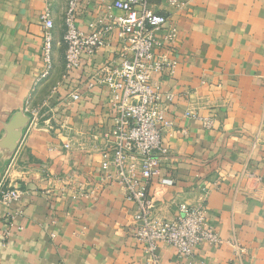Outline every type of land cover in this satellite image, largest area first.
Listing matches in <instances>:
<instances>
[{
    "label": "crops",
    "instance_id": "crops-1",
    "mask_svg": "<svg viewBox=\"0 0 264 264\" xmlns=\"http://www.w3.org/2000/svg\"><path fill=\"white\" fill-rule=\"evenodd\" d=\"M115 0H80L75 25L92 23ZM148 0L178 29L175 61L156 83L174 95L150 195L156 213L204 205L223 242L203 243L193 258L161 244V264H264V0ZM69 0H0V183L25 191L0 205V264H148L134 235L137 205L104 179L115 112L109 88L89 86L103 64L119 63L122 43L65 69ZM54 20L53 67L43 59L42 12ZM118 17L124 12L113 8ZM79 92L78 101L72 94ZM29 108L38 109L30 124ZM70 143V148L65 144ZM161 179H170L164 185ZM9 236H4V230Z\"/></svg>",
    "mask_w": 264,
    "mask_h": 264
},
{
    "label": "built area",
    "instance_id": "built-area-1",
    "mask_svg": "<svg viewBox=\"0 0 264 264\" xmlns=\"http://www.w3.org/2000/svg\"><path fill=\"white\" fill-rule=\"evenodd\" d=\"M80 0H69L66 13L65 69L78 70L83 65V56L110 45V35L118 30L122 43L119 63L103 64L93 73L89 86L104 85L109 88V105L115 112L111 129V151L103 152L104 179L119 183L126 197L137 205L134 215V235L148 256V264H161L159 248L167 244L177 249L183 258H193L205 242L221 244L223 240L208 223L204 205L180 206V214L173 219L156 213L157 198L150 195L151 184L158 174L161 159L167 154L164 134L172 126L166 119L167 106L174 101L172 93L164 92L155 82L158 74L173 68L166 49L173 47L178 38V29L168 25V17L151 9L148 0H115L92 23L90 33L75 25V12ZM169 4L181 6L179 0ZM117 8L124 12L121 17L112 14ZM43 22V59L47 72L53 67L54 20L47 7L41 14ZM79 92L72 94L78 101ZM38 109L29 108L30 124H37ZM70 143L65 147L70 148ZM164 185H172L170 179H161ZM25 193L20 187L0 183V205L11 208ZM3 224L0 212V233ZM9 236V230H4Z\"/></svg>",
    "mask_w": 264,
    "mask_h": 264
}]
</instances>
